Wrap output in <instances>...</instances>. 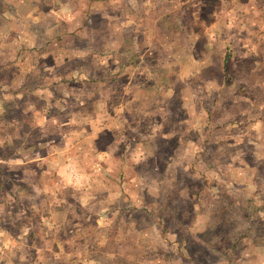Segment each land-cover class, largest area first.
Wrapping results in <instances>:
<instances>
[{
  "label": "rangeland",
  "instance_id": "1",
  "mask_svg": "<svg viewBox=\"0 0 264 264\" xmlns=\"http://www.w3.org/2000/svg\"><path fill=\"white\" fill-rule=\"evenodd\" d=\"M17 1H10V5L16 6ZM37 1L45 11H59L60 7L65 14L61 17L67 19L74 15L69 10L75 9L76 15L66 27L69 30L84 22L90 0ZM94 6L97 8L87 19L90 27L83 26L82 40L72 35L62 37L75 49L50 48L54 61L48 59L44 64L50 68L58 61V68L69 55L96 51L95 59L72 60L60 71H101L106 74L104 81L90 84L89 91L83 82L55 91L70 94L68 100L75 106L73 98L85 96L87 100L105 97L111 102L124 99L127 125L109 133L107 145L112 158L121 145L114 141L117 130L129 138L119 136L127 143L128 157L109 159V168L124 177L125 183L106 180L102 174L92 176L89 184L72 185L62 172L61 159L54 167L44 163L35 172V164H29L28 175L15 163L1 164L0 264H174L181 254L186 257L185 264H230L245 248L264 246V158L256 155L264 151V126L247 129L232 123L240 107L245 117L247 113L252 119L264 116V67L254 80L261 89L252 93L253 108L247 111V101L239 103L244 97L237 95L247 77L241 74L224 81L225 43L221 38L224 33L226 44L235 47L238 59L247 56V45L255 38L248 36L247 30L263 22L264 0H109L105 6ZM52 24L54 20L42 19L45 34L55 39L61 29L51 31ZM96 35L98 41L92 44L84 40ZM121 39L123 45L118 42ZM245 64L241 72L251 74L247 59ZM250 64L255 67L258 62ZM112 71H122L123 77L113 80ZM80 88L89 94L84 96ZM44 96L45 106L49 93ZM82 114L83 120L94 118L90 112ZM82 117L80 114L77 121ZM86 129L75 127L78 133ZM53 132L55 128L45 130L43 139H50ZM243 136L247 142L242 141ZM17 147L18 141L4 144L0 156L12 154ZM67 185L74 191H68ZM89 186L101 189L86 193L93 205L112 204L114 197L110 195L120 189L128 200L132 197L136 202L150 203V219L159 230L151 237H141L145 247L135 249L131 236L124 243L123 239L115 240V226L98 229L93 223L87 230L84 223V227L82 223L74 225L82 218L73 213L79 209L65 208L63 202H76L79 192ZM140 213L138 210L135 217L145 227ZM197 215L216 216L217 226L205 230L208 223H204L199 224L204 229H199L193 223ZM195 230L206 232L199 239ZM103 236L111 239L105 243ZM89 246L94 247L88 255L76 254ZM115 251L118 255L114 257L104 255Z\"/></svg>",
  "mask_w": 264,
  "mask_h": 264
},
{
  "label": "crops",
  "instance_id": "2",
  "mask_svg": "<svg viewBox=\"0 0 264 264\" xmlns=\"http://www.w3.org/2000/svg\"><path fill=\"white\" fill-rule=\"evenodd\" d=\"M10 1L13 0H0V147L6 143L9 144L10 142L16 141H18L19 147L8 156H0V160L6 159L8 161H0V165L15 163L16 166L25 169V175H28L27 168L29 164H35V172V169L39 170L42 164L49 163L50 168H52L57 163V159H61L62 172L66 174L69 183L72 185L89 184L92 180V176L102 174L106 180L109 178L111 180L119 179V183L124 184L125 178H120L118 172L114 174L113 170L109 168V164L112 159L118 158L119 156L124 159L128 157L127 154H125L128 150L127 143L124 144V141L121 142L122 140L120 139L122 138L124 140L129 138L127 135L124 136V131L117 130L114 141H120L121 145L118 148L117 154L112 158L110 156V147L107 145L110 137H108V134L112 133L120 126L127 125L128 121L124 122V99L119 98L118 102H111L105 97L103 100H87L85 95L89 94V92L85 93L84 89L89 91L90 84H98L106 79V74H102L101 71H97L96 74L94 71L89 72L86 70L60 71L61 66L68 64L72 60L95 59V55L93 54H96V51H92L93 54L90 55H69L68 59L58 68V61L52 63L50 68H45L46 66L44 64L48 59H53L54 61V52L51 53V49L53 48L63 47L75 49L69 44H66L62 37L72 35L82 40L83 26L86 25L90 27L87 23V19L93 15V10L97 8L94 5L104 4L105 6L109 0H90L84 10V22L69 30H66V27L68 26L69 20L75 17V9L69 10L70 13L74 14V17L72 16L67 19L66 17H61L65 14H63L64 11H62L60 7L59 11H54L52 8L45 11L37 0H21V2L18 0L16 6H11L10 4L12 3ZM177 1L180 3L185 2V0ZM19 3L27 5L28 8L27 6L22 8V6H19ZM261 13L263 16L264 7L261 9ZM262 16L263 22L258 25L254 24V28H247V35L251 38L252 36L255 37L253 43L247 45V56H242L240 59L235 56L233 62L229 59L227 72L226 70L223 71V74H226V76H224V81L227 82H229L228 79L238 78L241 74L247 77V84L245 83L243 90H237V95L244 97L239 103L244 104V101H247V111L253 108L252 93L261 89L258 87L259 84L254 80L264 67V16ZM44 17L54 20L55 24L51 25V31H54L56 27H60L61 29L57 32L55 39L49 38L45 34L46 30L41 25ZM250 26H253V24ZM254 34H257V36ZM13 36L15 38H13ZM84 40L92 44L95 40L98 41V36H89ZM118 42L123 45L122 39ZM261 47H263V51L260 49ZM223 49L225 51V48ZM48 51H50V53ZM102 54V52H99V55L103 56ZM101 56H99L100 59H102ZM142 59H144V57ZM246 59L247 65L252 69L247 67V72L252 71L250 72L251 74L241 72V69L244 68L242 65H246ZM253 60L258 62L255 67H252L250 64L253 63ZM236 62H239L240 65ZM234 64L237 66L233 67ZM97 68L96 70H98ZM122 77V71H112L111 78L113 80L117 81ZM46 80L48 82H46ZM81 82L88 86V88H80V90H78L84 92L85 98L78 100L73 98L77 106H75L72 101L69 102L68 99H71L69 96L70 94L59 95L55 91L57 87L63 88L64 91L66 88L77 87L74 86L76 83H79L81 86ZM138 89L139 86L134 87V92H137ZM48 93L47 104H49L48 106L47 104L44 106L42 100L45 99L44 95ZM262 105L263 107H261V109H264V104H261V106ZM238 110L240 113L237 114L238 117H236V120L232 123L237 124V126H247V129L264 126V116L252 119L249 117V113H247V117H245V113L242 112L244 111L243 108L240 107ZM135 111H137V109H135ZM86 112H90L94 118L83 120L82 113ZM80 114L82 118L79 121L84 122L79 124L76 118ZM62 115H64V117H62ZM77 125L87 129L78 133L75 131ZM51 128H55V132L53 133L57 139H52L54 135L51 136L50 139H43L45 130H50ZM7 129L13 131L5 132ZM37 132L40 133L39 137L36 135ZM119 136L121 138H119ZM30 137H33V139L30 140L29 143ZM131 139H134V137H131ZM243 139V142H247L246 136H243ZM98 144L100 145L99 150L97 149ZM256 155L257 157L264 158V151L261 153L258 152ZM110 158L111 160H109ZM35 174L38 175V173ZM38 183L39 180H37V184ZM65 187L68 191H74L72 188H69L68 185ZM91 188L92 186H89L88 189L81 190V192H79V199L76 202H63L65 208L68 206L77 207L79 209L77 211L75 210L76 212L73 213H76L78 217L82 218L75 220L74 225L78 226L84 223L87 230L93 223L95 226L98 225V229L115 226V240L123 239L124 243L129 239V236H131L133 240L135 239L133 244L135 249L145 247L140 241L141 237H144V235L151 237L154 235L155 231L157 232L159 230L155 222H151L150 217L152 216L151 211L153 209L150 203H144L139 200V202H136L132 197H130L131 200H128L127 196L123 195L124 190L120 189L119 192H121V194H118V192L114 193V195H110L114 197V202L112 204L110 202V205H103L101 203H99V205H96V203L93 205L94 201H90L86 197V193L94 190L100 191L101 189ZM105 191L109 193V190ZM138 210L142 211V213L138 215L145 219L143 222H146L145 227H143L142 222H138V218L135 217ZM208 219H211V221H208ZM217 222L218 219L214 215H197L193 219V223H195L196 227L199 229H204L201 228L199 224L208 223L205 230L215 228ZM205 232L206 231H193L199 239L202 238ZM0 234L3 235L2 233ZM103 239H105L106 243L111 237L103 236ZM93 247L94 246H89L87 250L83 248L78 249L77 253L74 248H70V251H73V253L77 255L85 256L88 251H92L91 249H93ZM109 254L104 253L105 256L107 255L109 257L118 255L117 251ZM185 258L184 255H179L177 262L174 264H185ZM178 259H180L181 262ZM150 264H156V262H151ZM227 264H229V262H227ZM230 264H264V246H249L245 248L242 256H239L237 260H234Z\"/></svg>",
  "mask_w": 264,
  "mask_h": 264
},
{
  "label": "trees",
  "instance_id": "3",
  "mask_svg": "<svg viewBox=\"0 0 264 264\" xmlns=\"http://www.w3.org/2000/svg\"><path fill=\"white\" fill-rule=\"evenodd\" d=\"M221 38L223 39V42L225 43V45H224L225 46V54H224V59H223V62H224L223 67H224V70L227 71L229 59H231V62H233L234 57L237 56V52H236L235 47H233L232 44H228V45L226 44L228 38L226 37V35L224 33H221Z\"/></svg>",
  "mask_w": 264,
  "mask_h": 264
}]
</instances>
